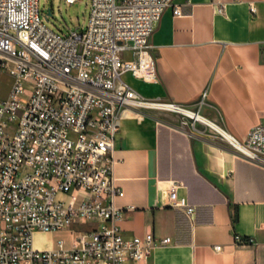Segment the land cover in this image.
<instances>
[{"label":"built area","instance_id":"built-area-1","mask_svg":"<svg viewBox=\"0 0 264 264\" xmlns=\"http://www.w3.org/2000/svg\"><path fill=\"white\" fill-rule=\"evenodd\" d=\"M89 6L85 28L63 33L46 24L39 0H0V74L11 80L0 97V264H124L171 240L152 232L124 237L116 224L115 198L124 192L113 150L130 110L163 109L180 114L184 125L209 124L184 105L143 97L123 77L157 78L155 25L167 7L175 15L181 7L174 0H89ZM215 129L264 167V119L243 141ZM179 185L168 189L169 205L193 218L196 208L178 194ZM76 223L96 226L70 244L60 238L36 248V232Z\"/></svg>","mask_w":264,"mask_h":264},{"label":"crops","instance_id":"crops-1","mask_svg":"<svg viewBox=\"0 0 264 264\" xmlns=\"http://www.w3.org/2000/svg\"><path fill=\"white\" fill-rule=\"evenodd\" d=\"M174 2L181 14L167 7L151 37L157 78L123 77L143 97L196 107L243 141L264 119V0ZM195 125L163 109L130 110L123 119L113 150L124 192L115 198L116 224L126 239L148 232L171 239L124 264H264V167L212 125ZM174 182L195 206L193 218L169 205ZM94 226L76 223L54 234L70 244ZM237 235L249 242L238 243Z\"/></svg>","mask_w":264,"mask_h":264},{"label":"rangeland","instance_id":"rangeland-1","mask_svg":"<svg viewBox=\"0 0 264 264\" xmlns=\"http://www.w3.org/2000/svg\"><path fill=\"white\" fill-rule=\"evenodd\" d=\"M39 7L46 24L53 30L63 33H68L71 30L81 31L84 29L87 24L90 11L89 0H76L72 4L67 3L65 0H39ZM49 8H51L52 14L49 15L47 19L46 14ZM10 81V77L7 74H0L1 97H5L7 95ZM22 100L26 101L25 95H22ZM186 107L197 111L196 107ZM58 238H60V236L54 234V232H36L35 246L39 249L52 247L55 240Z\"/></svg>","mask_w":264,"mask_h":264},{"label":"bare ground","instance_id":"bare-ground-1","mask_svg":"<svg viewBox=\"0 0 264 264\" xmlns=\"http://www.w3.org/2000/svg\"><path fill=\"white\" fill-rule=\"evenodd\" d=\"M186 111L188 112V113H191L192 114V112H194L193 110H191V109H189V108H187L186 107ZM197 114V117L200 119V120H203V121H206V122H208L209 124H211L214 128H217L218 130H221V129H219L213 122H211L210 120H208L206 117H204L203 115H201L198 111H195V115Z\"/></svg>","mask_w":264,"mask_h":264},{"label":"water","instance_id":"water-1","mask_svg":"<svg viewBox=\"0 0 264 264\" xmlns=\"http://www.w3.org/2000/svg\"><path fill=\"white\" fill-rule=\"evenodd\" d=\"M52 14V10H51V8H49L48 9V12H47V15L49 16V15H51Z\"/></svg>","mask_w":264,"mask_h":264}]
</instances>
